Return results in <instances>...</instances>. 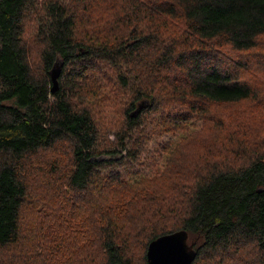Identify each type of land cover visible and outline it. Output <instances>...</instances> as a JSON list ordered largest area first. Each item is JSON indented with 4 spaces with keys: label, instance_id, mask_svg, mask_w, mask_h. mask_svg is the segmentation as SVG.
I'll list each match as a JSON object with an SVG mask.
<instances>
[{
    "label": "trees",
    "instance_id": "obj_1",
    "mask_svg": "<svg viewBox=\"0 0 264 264\" xmlns=\"http://www.w3.org/2000/svg\"><path fill=\"white\" fill-rule=\"evenodd\" d=\"M177 230L264 264V0H0V264H147Z\"/></svg>",
    "mask_w": 264,
    "mask_h": 264
},
{
    "label": "water",
    "instance_id": "obj_2",
    "mask_svg": "<svg viewBox=\"0 0 264 264\" xmlns=\"http://www.w3.org/2000/svg\"><path fill=\"white\" fill-rule=\"evenodd\" d=\"M62 61L56 58L49 70L52 86L51 92L58 88V78L61 72ZM147 105V100H141L130 115L136 116ZM188 234L185 230L158 236L151 240L147 247V264H191L195 258L193 242H187Z\"/></svg>",
    "mask_w": 264,
    "mask_h": 264
},
{
    "label": "rangeland",
    "instance_id": "obj_3",
    "mask_svg": "<svg viewBox=\"0 0 264 264\" xmlns=\"http://www.w3.org/2000/svg\"><path fill=\"white\" fill-rule=\"evenodd\" d=\"M199 124H200V122H197L196 125L199 126ZM190 129L192 130L193 127H190ZM184 133H185L184 131H180V132H177V133L162 132L161 135L158 138H156V140L159 142L160 145L157 144V143L154 144V141L151 140L149 142V144L151 145L150 147H152L150 149V151L152 152L153 157H154L153 150L155 152H163L161 150L162 148H168L169 146H171V143L172 144L174 143L173 140H175L176 137H178V136H182ZM155 154L158 157V160L157 161H158V165L160 166L161 164L164 163V161L162 160V158H160V154H158V153H155ZM143 155L144 154H141V156H143ZM137 168L142 169L144 172H149V173H153V172L156 171V169H155L156 167H154L153 169H151L150 167L145 166V165L139 166ZM26 214H27V218H30V217L34 216V215H30L28 212H26ZM187 242L190 244L191 243V239H189V240L187 239Z\"/></svg>",
    "mask_w": 264,
    "mask_h": 264
}]
</instances>
